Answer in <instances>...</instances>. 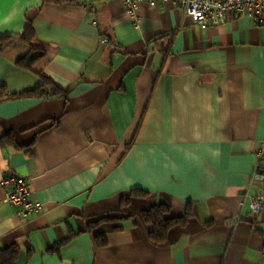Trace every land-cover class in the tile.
Returning a JSON list of instances; mask_svg holds the SVG:
<instances>
[{"label": "crops", "instance_id": "obj_1", "mask_svg": "<svg viewBox=\"0 0 264 264\" xmlns=\"http://www.w3.org/2000/svg\"><path fill=\"white\" fill-rule=\"evenodd\" d=\"M259 152L264 26L247 14L203 25L172 2L132 17L123 0H0V249L18 245L17 264H264V211L240 206L262 191ZM9 176L42 212L17 215ZM190 202L189 224L154 243L143 211Z\"/></svg>", "mask_w": 264, "mask_h": 264}, {"label": "built area", "instance_id": "obj_2", "mask_svg": "<svg viewBox=\"0 0 264 264\" xmlns=\"http://www.w3.org/2000/svg\"><path fill=\"white\" fill-rule=\"evenodd\" d=\"M142 2L154 6L172 2L178 5L186 14L192 16L199 24L221 25L230 16L247 14L256 24L264 26V0H123L126 14L135 17ZM264 160V154L259 152ZM254 179L262 185V191L256 196H244L240 206H248L252 213L264 211V163L259 162L255 169ZM6 190V201L17 208L21 218L39 214L44 210V204L30 198V182L24 177L9 176L1 181Z\"/></svg>", "mask_w": 264, "mask_h": 264}, {"label": "trees", "instance_id": "obj_3", "mask_svg": "<svg viewBox=\"0 0 264 264\" xmlns=\"http://www.w3.org/2000/svg\"><path fill=\"white\" fill-rule=\"evenodd\" d=\"M35 36L32 23L26 28L22 39L27 43H31ZM33 50V49H32ZM31 53L28 57L22 58L18 61V64L24 68H30L33 62L29 61ZM46 85H49L50 83ZM43 87H40L35 90H27L18 94H12L11 98H35L43 97L45 95V90ZM3 90V89H2ZM54 90H59L57 87ZM3 92H1L2 94ZM55 93L54 95H56ZM133 196H142L144 198L148 197V193L143 191H133ZM131 195V196H132ZM192 203H188L187 207L184 210V214L180 217H172L171 211L172 207L166 204H159L152 206L151 208L143 211L142 217L146 224L152 226V232L150 237L152 241L156 244H163L168 241L170 231L177 227H185L189 224L190 220L193 217V207ZM21 254V249L18 245H12L7 248L0 249V264H17Z\"/></svg>", "mask_w": 264, "mask_h": 264}]
</instances>
